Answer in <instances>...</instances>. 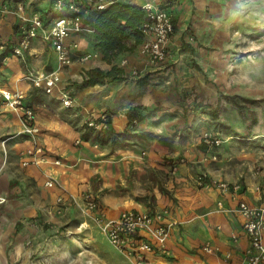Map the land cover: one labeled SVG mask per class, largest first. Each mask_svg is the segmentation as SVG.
I'll list each match as a JSON object with an SVG mask.
<instances>
[{
  "label": "crops",
  "instance_id": "obj_1",
  "mask_svg": "<svg viewBox=\"0 0 264 264\" xmlns=\"http://www.w3.org/2000/svg\"><path fill=\"white\" fill-rule=\"evenodd\" d=\"M32 1H21L25 5L23 16L29 17L34 13L29 8ZM34 1L37 3L38 0ZM121 1L139 5L151 1L174 12L171 6L161 0ZM194 1L198 4V12H204V6L213 0ZM38 2L40 3V0ZM174 21L175 31L168 42L171 53L168 62L176 60L172 58L175 43L172 38L177 34L178 28L177 21ZM23 22L17 13L0 12V42L15 38ZM76 37L81 43L79 52L95 50L92 47L91 32ZM130 41L133 42L134 39ZM46 50L49 52L45 53ZM1 53L0 50V88H18L26 93V102L33 106L37 113L35 123L41 130L39 141L47 149L50 158L41 164H23L22 151L31 147L33 141L28 134L21 133L22 123L19 115L5 106H0V197L5 199L0 201V206H4L8 215L16 217V224L21 222L23 217L36 215L42 216L44 221L49 223L54 222L63 216L55 212L59 194H73L82 202V193L91 191L110 216H116L127 208L167 210L166 218L173 221L167 241L169 253H148L145 264H225L221 255L202 252L201 245L205 241H210L221 250H242L246 239L241 231V219L232 208L240 198L251 203L257 201L254 187L258 182H264V170L224 168L222 158L217 156L218 151L213 147L211 153H206V156H209L207 161L215 162L217 168H188L194 161L188 157H182L180 162L174 160L172 164L164 163L161 160L164 151L156 145L141 147L134 143L122 144L121 136H116V132H123L128 123L127 111L131 105H150L154 101L148 93L129 96L126 92L124 97L125 89L120 92L117 90V99L110 102L105 100L110 95H104L102 90H108L114 84H97L76 91L72 87L75 91L74 98L77 99L76 106H81L75 115L66 117L55 109L54 95L45 93L48 96L43 98L40 96L42 91L24 78L30 71L55 68L56 53L49 44L35 38L32 41V50L26 52L25 59L14 54L1 56ZM116 58L127 59V67H138L141 75L162 68V64H150L140 54L139 45L134 51L122 52ZM39 59L41 60L38 61ZM44 59L45 63L42 61ZM96 59L100 57L86 62H75L66 68L62 72L63 82L81 80L84 67H110V63L105 61L96 64ZM103 102L105 105L100 106ZM101 111L110 113L111 123L108 132L100 133V140L97 138L99 132L90 129L88 132L83 123L92 114L98 115ZM79 138L82 141L77 144L76 140ZM131 139L133 140V137ZM54 158H61L62 162L55 164ZM244 170L245 176H242ZM201 172L210 180L239 183L241 187L236 192H224L213 184L200 186L196 182V176ZM48 174L57 178L62 188L46 186ZM68 208L69 212L73 210L72 205ZM234 234L237 236L235 241L232 238Z\"/></svg>",
  "mask_w": 264,
  "mask_h": 264
},
{
  "label": "rangeland",
  "instance_id": "obj_2",
  "mask_svg": "<svg viewBox=\"0 0 264 264\" xmlns=\"http://www.w3.org/2000/svg\"><path fill=\"white\" fill-rule=\"evenodd\" d=\"M38 1L30 2L31 11L44 12L51 2ZM161 2L172 7L178 23L172 38L176 60L148 71L147 84L139 82L144 75H133L128 64L124 80L103 84H114L102 90L110 95L105 98L110 102L124 89V97L126 92L129 96L148 93L153 100H162L157 113L137 125L133 140L120 139V143L156 145L168 164L193 158L188 168H217L206 156L213 147L224 168L264 170V0H213L204 12H198L194 0ZM51 95L63 116L71 117L80 109L76 98L74 106L66 107L55 92ZM40 96L48 95L41 92ZM101 112L110 118L108 111ZM86 120L83 127L94 131ZM207 134L220 138V143L208 146L203 141ZM65 211L54 222L36 215L23 217L18 225L16 217L0 206V264H133L75 201Z\"/></svg>",
  "mask_w": 264,
  "mask_h": 264
},
{
  "label": "built area",
  "instance_id": "obj_3",
  "mask_svg": "<svg viewBox=\"0 0 264 264\" xmlns=\"http://www.w3.org/2000/svg\"><path fill=\"white\" fill-rule=\"evenodd\" d=\"M93 0H53L57 9H65L69 12L52 16L47 22L40 12H34L31 16H23L25 5L21 2L17 8L0 1V12L17 13L23 23L15 38L0 42V50L7 47L11 42V50L8 54H14L25 59L26 52L32 50V41L40 38L49 44L56 53L57 63L52 70L30 71L24 78L32 82L33 86L43 88L45 93L55 92L60 101L66 107L74 106V95L65 86L62 72L75 62H86L92 58L100 57L98 51H83L81 43L76 36L92 29L84 24L81 11L86 2ZM119 0H97L98 8H105L109 4ZM146 17L142 23L143 40L139 44V52L150 64L161 65L170 58L168 42L175 31V19L172 12L166 6L151 1L142 5ZM13 41V42H12ZM122 65H127L128 60H122ZM133 75H140L138 67H132ZM68 83V82H67ZM0 106H5L15 111L21 120V133L28 134L33 145L22 151L23 164L30 162L41 164L49 161L47 149L39 141L40 127L36 125L37 113L33 106L26 102V93L22 89L0 88ZM109 116L102 112L98 115H91L87 118L86 124L95 132H103L110 127ZM133 123L137 124L138 119L134 118ZM77 139L76 143H81ZM203 141L211 146L219 144L220 138L205 135ZM214 157V156H213ZM55 164L62 162L61 158H54ZM196 182L200 186L213 184L224 192L230 190L236 192L240 189L239 183H228L225 180L208 179L205 173L201 172L196 176ZM48 187L62 185L52 174H48L45 180ZM257 201L248 202L240 198L232 211L236 212L241 219V231L246 239V244L240 251L231 249L221 250L210 241L201 245V250L207 254L221 255L225 264H264V182H258L255 187ZM76 202L80 208L91 216L101 230L106 233L109 241L119 249L125 256L133 261V264H145V257L148 253L159 252L168 254V238L171 233L173 221L166 218L167 210H140L127 208L116 216L107 214L104 206L98 197L91 191L82 193V202L73 194H59L56 198L55 212L58 215L64 213L68 203ZM221 206V202H218ZM237 240L236 234L232 236Z\"/></svg>",
  "mask_w": 264,
  "mask_h": 264
},
{
  "label": "trees",
  "instance_id": "obj_4",
  "mask_svg": "<svg viewBox=\"0 0 264 264\" xmlns=\"http://www.w3.org/2000/svg\"><path fill=\"white\" fill-rule=\"evenodd\" d=\"M2 4H8L12 8H17V5L22 0H0ZM69 11L65 9H57L53 5V0L41 12L43 18L47 22L52 16L57 14H64ZM84 24L92 29V47L99 52L100 58L105 62L112 64L110 68H103L101 66L84 67L81 80L74 82L68 81L65 86L71 90L74 95L72 87L75 85L76 89H83L89 86L100 85L110 82H117L126 78L127 68L122 63L114 62L116 57L122 52L134 51L140 42L143 40V32L141 29L142 23L145 20L146 13L142 5L131 2L116 1L105 8L97 7V0L86 2L81 11ZM134 39L133 42L130 40ZM11 41V40H10ZM13 42V41H12ZM11 42L7 43V47L2 51V55H7L12 49ZM168 63V60L163 64ZM162 64V65H163ZM145 78L139 82L147 84ZM44 92L43 88H37ZM161 99H155L150 105H134L129 107L127 111L128 123L123 132H116V136H121L122 140L131 139L135 136L138 129L137 125L146 117L153 116L157 113ZM231 101L239 106L235 98ZM134 118L138 119V123H133ZM111 122V119L109 118ZM86 126V124H85ZM110 130V128L108 129ZM108 130H106L108 132ZM88 133V132H87ZM21 222H17L20 225Z\"/></svg>",
  "mask_w": 264,
  "mask_h": 264
}]
</instances>
